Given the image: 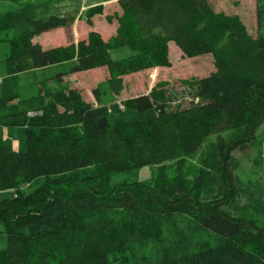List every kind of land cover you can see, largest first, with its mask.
Masks as SVG:
<instances>
[{"label": "trees", "instance_id": "trees-1", "mask_svg": "<svg viewBox=\"0 0 264 264\" xmlns=\"http://www.w3.org/2000/svg\"><path fill=\"white\" fill-rule=\"evenodd\" d=\"M9 1L15 7L0 13L8 74L72 63L38 83L34 96L0 98V125L23 127L26 141L22 153L0 143V191L9 192L0 200V264H264V221L225 210L237 194L230 155L264 123V35L252 37L209 0H115L112 36L89 31L43 49L33 38L72 19ZM170 42L184 57H213L214 70L189 84L198 100L184 108H171L164 89L124 104L100 103L94 91L91 103L63 84L94 68L113 82L167 66ZM122 46L131 55L112 59ZM212 135V170L189 179L186 158ZM143 166L156 169L147 180L110 183Z\"/></svg>", "mask_w": 264, "mask_h": 264}, {"label": "rangeland", "instance_id": "rangeland-1", "mask_svg": "<svg viewBox=\"0 0 264 264\" xmlns=\"http://www.w3.org/2000/svg\"><path fill=\"white\" fill-rule=\"evenodd\" d=\"M38 5L41 15L63 14L72 19L66 27L51 29L33 38L44 48L61 46L86 38L89 31H96L106 40L115 33L117 23L115 15L120 8L115 0H19ZM45 2V5L40 4ZM216 12L236 16L246 27L247 32L256 37L264 35V0H209ZM43 5V6H42ZM14 2L0 0V13L14 8ZM261 17L258 19L256 11ZM8 50L5 43H0V98L16 94L19 98H28L38 93L37 84L59 72L69 69L72 62L53 64L20 73L8 74L3 59ZM112 59H121L131 55L129 47L122 46L110 50ZM168 65L148 68L125 75L118 81L111 82L106 68H94L88 71L69 74L63 84L67 88L78 90L85 101L95 103L97 91L100 103L118 102L124 104L130 98L149 94L152 91L165 90V97L171 108H184L190 101H197L194 87L189 84L207 76L214 70L211 54L191 58L184 57L177 46L170 42L167 50ZM236 135V131L222 134L225 141ZM8 138L16 152L26 150L25 129L20 126L0 125L1 139ZM216 135L210 136L201 148L186 158L185 172L189 179L196 177L200 169L211 171L217 159ZM167 165H170L168 163ZM231 167L237 194L225 210L235 216L253 219L257 223L264 221V123L256 130L255 138L244 150H234L230 155ZM156 171L153 166H143L127 172L113 174L110 183L121 184L144 181ZM9 192L0 191V200L7 198ZM7 246V239L0 233V250Z\"/></svg>", "mask_w": 264, "mask_h": 264}, {"label": "crops", "instance_id": "crops-1", "mask_svg": "<svg viewBox=\"0 0 264 264\" xmlns=\"http://www.w3.org/2000/svg\"><path fill=\"white\" fill-rule=\"evenodd\" d=\"M42 3V2H41ZM64 45H67V44H62L61 46H64ZM42 46V45H41ZM52 47H55V46H52ZM42 48L43 49H47V48H44L43 46H42ZM49 48H51V47H49ZM9 140L10 141V143H11V146H12V148H13V150L14 151H16V150H19V149H17V146L15 145V146H13V143H12V141L10 140V139H8V138H3V139H1V142L0 143H2L4 140Z\"/></svg>", "mask_w": 264, "mask_h": 264}, {"label": "built area", "instance_id": "built-area-1", "mask_svg": "<svg viewBox=\"0 0 264 264\" xmlns=\"http://www.w3.org/2000/svg\"><path fill=\"white\" fill-rule=\"evenodd\" d=\"M28 114H29V115H32L33 113L29 112Z\"/></svg>", "mask_w": 264, "mask_h": 264}]
</instances>
